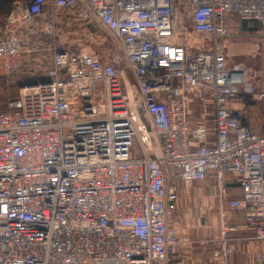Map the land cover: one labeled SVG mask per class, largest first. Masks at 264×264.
<instances>
[{
  "label": "built area",
  "instance_id": "obj_1",
  "mask_svg": "<svg viewBox=\"0 0 264 264\" xmlns=\"http://www.w3.org/2000/svg\"><path fill=\"white\" fill-rule=\"evenodd\" d=\"M65 13L108 31L125 60L60 49L18 79L0 110V264H170L179 182L211 175L241 190L223 194L214 257L252 238L264 264V131L231 108L264 111V91L227 62L235 20H264V0H14L0 16V83ZM195 90L212 93L214 126L191 122Z\"/></svg>",
  "mask_w": 264,
  "mask_h": 264
},
{
  "label": "rangeland",
  "instance_id": "obj_2",
  "mask_svg": "<svg viewBox=\"0 0 264 264\" xmlns=\"http://www.w3.org/2000/svg\"><path fill=\"white\" fill-rule=\"evenodd\" d=\"M3 14V12H0V16H3ZM67 15L60 17L61 21L54 36L44 35L40 42L33 41L30 42V45L28 44L25 64L19 72L13 71L9 76L3 78L0 84V109L5 107L4 102L7 105L9 99L18 95V87L15 85L18 81L16 80L22 78L25 72L33 73L36 70L43 69L51 62L52 57L60 49H66L71 52L87 51L100 53L105 60L108 54L118 51L123 61L125 60V56L117 45L115 38L109 35L108 31L94 22ZM65 17L66 22H69L68 24L62 23ZM186 24L187 28H189V21ZM263 34L262 38H264ZM237 35V33L232 32L228 41L236 40L238 38ZM262 48L264 49V46ZM239 56L241 55H239L238 51L235 54H231V64L238 65L237 63H239L244 68L250 69L245 64L251 63V60ZM261 60L264 61V59ZM126 81L134 83V77L130 70L127 71ZM188 100L195 118L200 121L204 120L207 126L212 125L215 113L212 93L203 90L191 91L188 94ZM224 192L231 197L232 195H237L236 192L238 191L227 183H219L215 175L209 176L205 181L195 182L189 187L183 182H179V202L174 214V224L178 235V242L175 245L177 246V253H171L173 255H171L172 262L170 264H219L218 260L215 262L211 261L210 258L212 257L210 254L214 252L209 246L213 242L211 239L215 238L213 240L218 241V235H220L219 214L223 198L226 201L225 195H223L225 194ZM225 201L224 205L226 206ZM230 214L234 218L242 216L239 211H232ZM201 240L206 241L205 245H203L206 247L200 251L191 250L190 247L198 246ZM198 253L200 257L196 260L195 256ZM175 254L178 256L176 259L173 257Z\"/></svg>",
  "mask_w": 264,
  "mask_h": 264
},
{
  "label": "crops",
  "instance_id": "obj_3",
  "mask_svg": "<svg viewBox=\"0 0 264 264\" xmlns=\"http://www.w3.org/2000/svg\"><path fill=\"white\" fill-rule=\"evenodd\" d=\"M0 11H2L0 9ZM5 12V11H3ZM232 32L235 34L237 33L238 38L236 40L227 41V62L228 64H231L230 56L231 54H235V52L238 51L239 57H246L249 60H251V63L245 64L248 66L246 69L239 63L238 66L243 68L244 70L251 72L250 80L253 83V85L260 91H264V61L261 59H264V49L262 48L264 46V38H262V34L264 32V20H246V19H239L235 20V24L232 28ZM264 35V34H263ZM260 36L259 38H257ZM255 37V38H254ZM233 66V64H231ZM207 92V91H206ZM231 108L236 109L242 112H246L247 119H248V125L252 132L254 133H262L264 131V111H263V102L255 100L250 103H243L237 98H234L231 100ZM189 109H190V120L193 124L198 123H205V121H200L195 118L193 115L190 103H189ZM212 125L214 126L215 123V113L213 118ZM237 194V193H236ZM220 215V214H219ZM234 219V217L232 216ZM235 222H242L241 217H237L234 219ZM251 234L246 231L237 232L234 234L233 237L235 238H242V240L246 237H251ZM220 235H218V241L213 240L215 238H212L211 240L212 245L209 247L211 248L212 252H216L219 250L222 246L219 243ZM231 244L236 245L235 239L231 242ZM206 246H191V250L200 251ZM259 245L255 244L254 241L251 239H244L242 241V244L235 247V251L232 255H229L227 258H224L223 260L217 259L214 257V253L210 254L212 258L211 261L215 262L218 260L219 264H256L254 261V255L259 251ZM174 259H176L178 256L175 254L173 256ZM199 253L195 256L196 260L199 259Z\"/></svg>",
  "mask_w": 264,
  "mask_h": 264
},
{
  "label": "trees",
  "instance_id": "obj_4",
  "mask_svg": "<svg viewBox=\"0 0 264 264\" xmlns=\"http://www.w3.org/2000/svg\"><path fill=\"white\" fill-rule=\"evenodd\" d=\"M12 2H13V0H0V9L2 10V11H0V12L5 11V12H3V13H4L3 16H5V15H7V14L10 13L11 8H12ZM67 14H68V15H67ZM65 15L69 16V15H73V14H71V13H65V14H63V15L61 16V18H62L63 16H65ZM67 16H66V17H67ZM73 16H74V15H73ZM66 17H65L64 20L62 21L63 24H68V23H69V22H66ZM60 21H61V19H60ZM43 38H44V34H42L40 31H37V32H35L34 35L30 38V41H29L28 44L30 45V42H33V41L40 42ZM103 61H105V59H103ZM51 63H52V59H51V62H49L45 67L49 66ZM22 78H23V76H22ZM22 78H19V79H22ZM16 81H18V80H16ZM1 82H2V81H1ZM0 84H1V83H0ZM15 85H17V87H18V86H19V83H15ZM5 101H6V100H5ZM4 104H5V107H4V108H1L0 110H4V109L6 108V103L4 102ZM229 186H231V187H235L236 191H238V192H236L237 195H238V196H241V190H240V187H239L238 184H236V183H230Z\"/></svg>",
  "mask_w": 264,
  "mask_h": 264
},
{
  "label": "water",
  "instance_id": "obj_5",
  "mask_svg": "<svg viewBox=\"0 0 264 264\" xmlns=\"http://www.w3.org/2000/svg\"><path fill=\"white\" fill-rule=\"evenodd\" d=\"M141 118H142L143 122L145 123L146 128L148 130H150L151 124H150V119H149L148 115L145 112H141Z\"/></svg>",
  "mask_w": 264,
  "mask_h": 264
}]
</instances>
